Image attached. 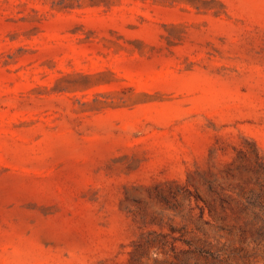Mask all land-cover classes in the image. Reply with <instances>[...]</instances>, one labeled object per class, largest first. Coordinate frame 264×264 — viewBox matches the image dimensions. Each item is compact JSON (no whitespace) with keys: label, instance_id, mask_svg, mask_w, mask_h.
I'll return each mask as SVG.
<instances>
[{"label":"rangeland","instance_id":"obj_1","mask_svg":"<svg viewBox=\"0 0 264 264\" xmlns=\"http://www.w3.org/2000/svg\"><path fill=\"white\" fill-rule=\"evenodd\" d=\"M0 264H264V0H0Z\"/></svg>","mask_w":264,"mask_h":264}]
</instances>
